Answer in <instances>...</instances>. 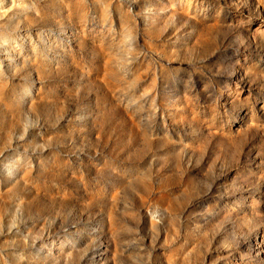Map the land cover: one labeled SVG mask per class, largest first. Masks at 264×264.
I'll list each match as a JSON object with an SVG mask.
<instances>
[{"label":"rangeland","instance_id":"374dc122","mask_svg":"<svg viewBox=\"0 0 264 264\" xmlns=\"http://www.w3.org/2000/svg\"><path fill=\"white\" fill-rule=\"evenodd\" d=\"M0 264H264V0H0Z\"/></svg>","mask_w":264,"mask_h":264}]
</instances>
